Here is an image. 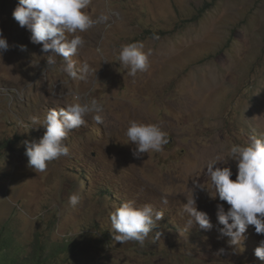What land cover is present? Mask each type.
<instances>
[{
    "label": "rangeland",
    "instance_id": "obj_1",
    "mask_svg": "<svg viewBox=\"0 0 264 264\" xmlns=\"http://www.w3.org/2000/svg\"><path fill=\"white\" fill-rule=\"evenodd\" d=\"M17 5L0 0V31L9 44L0 57V231L12 230L24 244L36 234L78 239L81 248L67 264H264L254 255L264 240L254 226L241 247L221 234L217 206L227 212L230 205L215 195L206 172L209 159L222 160L233 144L264 139V0H90L84 11L108 19L76 33L85 40L71 57L76 79L62 71V57L48 64L51 51L32 43L13 18ZM138 41L151 55L133 77L116 57L122 45ZM83 64L95 75L82 74ZM77 96L95 98L103 122L86 115L64 140L69 154L35 172L24 142L38 141L45 129L32 118L43 120ZM131 121L158 124L169 144L135 158L125 135ZM226 159L214 167H229L235 180L236 161ZM192 194L210 229H188L182 209ZM129 200L163 213L142 247L115 241L111 229L110 214Z\"/></svg>",
    "mask_w": 264,
    "mask_h": 264
},
{
    "label": "clouds",
    "instance_id": "obj_2",
    "mask_svg": "<svg viewBox=\"0 0 264 264\" xmlns=\"http://www.w3.org/2000/svg\"><path fill=\"white\" fill-rule=\"evenodd\" d=\"M89 4L90 0H18L12 16L19 26L31 32L32 43L42 44L43 52L51 51V55L47 57L50 66L56 63L54 57H62V71L69 78L76 79L78 72L71 57L85 44L83 36L76 33H84L96 23L108 19L107 15L96 19L89 16L84 11ZM66 34H73L72 38L69 39ZM158 38L153 36V39ZM8 49L9 44L0 31V57ZM96 52L101 61L107 62L102 49L97 48ZM150 55L151 52H145L144 44L138 41L122 45L116 58L128 69V74L134 77L148 68ZM96 71L89 64H83L80 69L82 74L95 75ZM79 78H83V75ZM102 111V105L95 98L88 101L77 96L75 102L67 104L66 107L50 109L43 120L33 117L32 123L42 126L45 131L38 141L24 142L28 167L35 172H44L49 162L67 156L69 148L64 140L69 132L84 125L85 116L89 113H96L94 119L97 123H102ZM125 135L129 143L135 145L132 150L135 158H140L149 151H163L164 146L170 142L168 133L156 123L131 121ZM226 158L236 161L235 180L230 179L233 173L229 167H214L218 162L226 164ZM206 172L215 189V195L230 205L227 212L222 205L217 206V219L223 225L220 231L222 235L230 237V246H242L244 233L249 225L254 226L257 234L264 235V139L253 138L245 145L233 144L222 160L219 156L209 159ZM193 185L201 187L196 181H193ZM78 201L77 194L69 197L72 205H76ZM186 201L182 210L188 217V229L194 225L201 229H210V219L205 212L197 210L193 194ZM163 203L166 204L167 200ZM162 217L163 213L151 204H137L129 200L117 206L109 218L115 241L121 244L132 241L142 247ZM156 234L158 237L162 235L161 232ZM220 251L223 252V249ZM254 255L264 260V240L260 241Z\"/></svg>",
    "mask_w": 264,
    "mask_h": 264
},
{
    "label": "trees",
    "instance_id": "obj_3",
    "mask_svg": "<svg viewBox=\"0 0 264 264\" xmlns=\"http://www.w3.org/2000/svg\"><path fill=\"white\" fill-rule=\"evenodd\" d=\"M100 192L108 194L109 191L100 190ZM109 212L112 210L110 209ZM92 228L103 239L110 240L107 231L96 226ZM80 248L81 242L71 236L63 240L46 241L43 234H36L33 241L24 244L17 240L12 230L0 231V264H61L62 262L67 264L71 262L70 255L79 252Z\"/></svg>",
    "mask_w": 264,
    "mask_h": 264
}]
</instances>
